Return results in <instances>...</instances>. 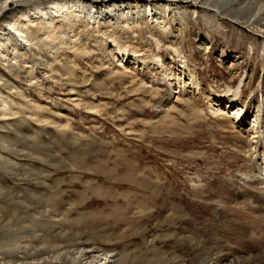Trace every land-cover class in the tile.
<instances>
[{
	"label": "rangeland",
	"instance_id": "rangeland-1",
	"mask_svg": "<svg viewBox=\"0 0 264 264\" xmlns=\"http://www.w3.org/2000/svg\"><path fill=\"white\" fill-rule=\"evenodd\" d=\"M78 1L2 4L0 264H85L81 243L115 264H258L264 200L234 182L264 171L261 28L218 12L230 0H118L119 18Z\"/></svg>",
	"mask_w": 264,
	"mask_h": 264
},
{
	"label": "bare ground",
	"instance_id": "bare-ground-1",
	"mask_svg": "<svg viewBox=\"0 0 264 264\" xmlns=\"http://www.w3.org/2000/svg\"><path fill=\"white\" fill-rule=\"evenodd\" d=\"M7 1L8 0H0V14H2L1 16H3L5 14V12H3L2 4L5 3V5H6ZM93 1L94 0H87L86 3L87 2L92 3ZM162 1H164L163 3L165 4V6L167 5V3L174 2L173 0H162ZM262 1H264V0H230V2H228L227 6L224 5L222 7L223 9H217V10H219L218 12H220V13L221 12L231 13V14H233L235 16L241 15L242 12L245 13V11L248 12V15H250L249 18H246L247 16H245V17H242L243 19H241L240 21H239L238 18L237 19L235 18L234 22H237V23L242 24V25H246V24H248L250 22H253V25H256V27H260L261 28V32L264 34V4L262 3ZM54 2L55 1H50V3L53 4V5H54ZM78 3L79 4H84V1L80 0V1H78ZM125 4H127V3L121 2V1H118V0H114L112 2V6L116 7V8H113L114 10L112 9L114 12L110 11L111 12V14H110L111 17L112 18L113 17L114 18H119V16H124V12H125L124 10L125 9H129L128 6L125 5ZM75 5L76 4H74L72 6V8H70V10L73 13L77 9V6L75 7ZM55 7L57 8V6H55ZM116 10H120L119 14L116 13ZM38 11L41 12V9L39 8ZM22 26L23 25H21V27H20V31L22 30ZM212 102H214V103H211L209 108H210V110L212 111L213 114L221 116L223 113H225L224 112L225 108L224 109L222 108L221 99H220V101L213 100ZM232 102L233 101L230 100L229 104H232ZM213 107H216V109L213 108ZM259 112L260 111L257 110L254 113V115H253L254 118H253V121L251 122L252 126H254V123L256 121V118L258 117ZM258 137H260V136H258ZM261 142L263 143V147H264V137H261ZM249 173H251L252 175H250V177H247V179L245 178V176H243L246 179V180L243 179L244 182H242L243 180L234 179L236 181L234 182L235 184L234 183L233 184L236 187H238V185H241V183L243 185H246L247 187H249V189H251V190H249V189L248 190L253 192V194H254L253 197L256 196L255 199L259 198V199H261V201H263L264 200V171L260 167H256L253 170H250ZM243 177H241V178H243ZM232 182H233V180H232ZM256 189H258L259 192L253 191V190H256ZM240 190H241V188H238L237 191L235 190V192H236V196L235 197H238V198H242L243 197V193L240 192ZM3 199H4L3 201H8L7 198H3ZM257 201H258V199H257ZM8 202H4V203H8ZM254 216H255V222L257 223V226L259 228L263 227V229H262L263 232L259 236V237H261L262 235H264V208H262V213L256 214ZM257 242H260L259 244H263L264 243L261 240H259ZM79 245H80L79 247H82V246L83 247L78 249V251L75 250L76 251V255H78V257H76V258L86 261L85 264H115L117 262L118 255L115 254V253L113 254V252L112 253L109 252V253H104L103 254V252L101 253L97 248L89 246L88 243H81ZM257 250H258V252H257V257H256L255 261L258 262V264H264V248H259ZM229 257L230 256H229L228 253L222 255L219 258V261H218L217 264H232V262L229 261ZM51 260L54 261V260H57V258L49 257V261H51Z\"/></svg>",
	"mask_w": 264,
	"mask_h": 264
}]
</instances>
